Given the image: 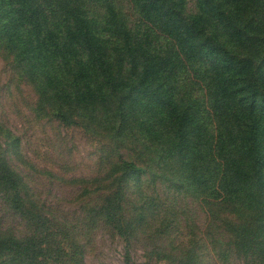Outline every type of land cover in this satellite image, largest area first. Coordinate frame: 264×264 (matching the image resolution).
Listing matches in <instances>:
<instances>
[{
    "label": "trees",
    "instance_id": "16d2710c",
    "mask_svg": "<svg viewBox=\"0 0 264 264\" xmlns=\"http://www.w3.org/2000/svg\"><path fill=\"white\" fill-rule=\"evenodd\" d=\"M91 2L0 0V54L41 107L108 138L98 175L66 179L70 214L36 192L20 138L0 123V264H86L99 227L133 264L138 224L151 219L152 239L181 220L161 207L173 194L203 207L220 261L264 264V0H129L133 24L115 0ZM196 246L165 256L189 263Z\"/></svg>",
    "mask_w": 264,
    "mask_h": 264
},
{
    "label": "rangeland",
    "instance_id": "374dc122",
    "mask_svg": "<svg viewBox=\"0 0 264 264\" xmlns=\"http://www.w3.org/2000/svg\"><path fill=\"white\" fill-rule=\"evenodd\" d=\"M94 9L99 10L102 0H91ZM97 1V2H96ZM110 3V0H106ZM117 7L131 24L140 20L129 0H115ZM0 123L20 138L22 158L19 169L29 176L40 197L53 204L56 209L73 213L79 207L73 193L77 187L67 184L70 176L89 178L98 175L106 163L108 138L102 128L86 131L84 128L66 127L51 119L38 101L34 85L22 76L11 56L0 54ZM89 127L98 123L89 121ZM103 173V172H102ZM32 175V176H31ZM32 180V181H31ZM133 184V183H132ZM130 191H134L130 185ZM132 197V195H131ZM172 195L162 202V209L169 213L178 211L181 220H175L162 236L150 238L154 228L151 219L145 226L138 224V238L129 246L133 264H242L240 259L229 262L219 260L207 236L206 216L203 207L190 198L179 200ZM141 201L136 211L131 210L133 221L142 215ZM148 215V216H147ZM150 211L146 212V218ZM172 214L169 216L171 217ZM8 222L17 218L7 215ZM136 218V219H135ZM87 245L86 264H124L126 244L109 228L99 227ZM196 242L193 261L185 263L178 258H169L165 253L187 252Z\"/></svg>",
    "mask_w": 264,
    "mask_h": 264
}]
</instances>
